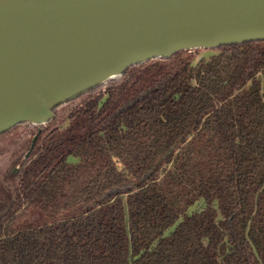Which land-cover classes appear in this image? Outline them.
Wrapping results in <instances>:
<instances>
[{
  "label": "trees",
  "instance_id": "obj_1",
  "mask_svg": "<svg viewBox=\"0 0 264 264\" xmlns=\"http://www.w3.org/2000/svg\"><path fill=\"white\" fill-rule=\"evenodd\" d=\"M214 48L28 123L0 167V264H264V38Z\"/></svg>",
  "mask_w": 264,
  "mask_h": 264
},
{
  "label": "water",
  "instance_id": "obj_2",
  "mask_svg": "<svg viewBox=\"0 0 264 264\" xmlns=\"http://www.w3.org/2000/svg\"><path fill=\"white\" fill-rule=\"evenodd\" d=\"M263 38L264 0H0V134L131 65Z\"/></svg>",
  "mask_w": 264,
  "mask_h": 264
},
{
  "label": "rangeland",
  "instance_id": "obj_3",
  "mask_svg": "<svg viewBox=\"0 0 264 264\" xmlns=\"http://www.w3.org/2000/svg\"><path fill=\"white\" fill-rule=\"evenodd\" d=\"M216 49L214 47H200L197 50V56L196 58L200 57L201 55H205V56H209L211 52H215ZM193 53H195V51H193ZM105 91V86H102L100 89L96 90V94L97 93H101L103 94ZM38 130L37 127L33 126V125H29L27 124H20L17 125L15 127H13L11 130L5 132L4 134L0 135V167L4 168L8 162H9V154L11 153V151H14L15 153H19L21 152L22 154V150H25V146L26 144H28L29 138H33L35 136L36 131ZM24 154V152H23ZM70 160L74 161L76 160V158H74L73 156H70L69 158ZM201 204L200 201L195 202L194 204H192L188 211H192L194 209H196L199 205ZM175 226V224H173L170 228L172 229Z\"/></svg>",
  "mask_w": 264,
  "mask_h": 264
}]
</instances>
